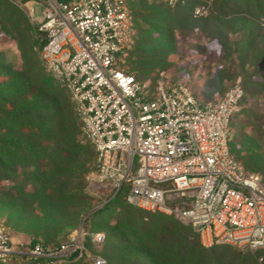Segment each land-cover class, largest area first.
Here are the masks:
<instances>
[{"label":"built area","instance_id":"2783aa9c","mask_svg":"<svg viewBox=\"0 0 264 264\" xmlns=\"http://www.w3.org/2000/svg\"><path fill=\"white\" fill-rule=\"evenodd\" d=\"M25 7L44 44L41 61L68 93L84 139L95 152L94 178L124 186L128 204L190 224L201 245L264 249V182L229 151L239 82L211 104L183 84L139 82L121 67L135 29L126 0H7ZM192 0H165L169 7ZM40 9V16L36 15ZM207 5L194 7L200 17ZM102 232L82 226L60 245L15 243L0 222V264L14 259L47 264H106Z\"/></svg>","mask_w":264,"mask_h":264},{"label":"trees","instance_id":"16d2710c","mask_svg":"<svg viewBox=\"0 0 264 264\" xmlns=\"http://www.w3.org/2000/svg\"><path fill=\"white\" fill-rule=\"evenodd\" d=\"M144 1L128 2L135 35L124 65L126 72L135 73L137 81L143 82L154 70L168 69L167 56L173 49L176 32L194 29L207 31L217 38L225 58L231 62L238 60L240 74L249 63L250 78L258 70L264 72V0H240L241 9L235 7V0H215L211 9L207 0L180 1L174 7H169L165 0L160 6H156L155 0ZM200 4L207 5V12L195 17L193 9ZM245 13H249L248 17ZM139 14L140 21L145 23L144 29L140 26ZM0 26L16 41L25 63L24 70L11 71V63L0 51V66L6 70L1 74L7 76L0 83V182L13 183L5 196L19 208L17 222L20 217H34L32 222L23 225L36 227L42 242L35 239L30 244L48 245L64 229L76 226L79 215L90 207L82 189L71 185V180L78 179L84 171L77 164L81 152L88 151L90 161L95 160V152L87 141L91 151L78 141L75 123L79 122L80 129L81 123L73 103L69 105L67 92L59 82L53 85L45 77L41 58L37 60L35 56L33 48L40 55L44 44L38 29V37L30 44L27 18L6 0H0ZM239 32L244 33L241 40L229 39V34ZM154 33L158 35L153 36ZM242 80L243 97L239 106L248 96L245 86L249 94L246 98L255 104L234 112L228 147L245 171L258 174L264 182V141L261 143L260 138L252 137L245 130L249 126L264 136L256 106L257 97L264 98V78ZM26 186L32 190L26 191ZM127 191L124 186L84 220V224L87 220L91 222L90 232H103L104 243L97 252L106 264H264V249L240 250L219 243L203 247L190 224L128 204ZM67 239L65 235L63 243ZM87 245L96 252L89 239ZM47 262L46 259L28 260L25 264ZM62 264L90 263L78 260Z\"/></svg>","mask_w":264,"mask_h":264},{"label":"rangeland","instance_id":"374dc122","mask_svg":"<svg viewBox=\"0 0 264 264\" xmlns=\"http://www.w3.org/2000/svg\"><path fill=\"white\" fill-rule=\"evenodd\" d=\"M126 1L127 7L129 9L128 2L140 0ZM150 1L151 0H146L144 2L147 3ZM235 1V7L241 9V6L239 4L240 0ZM207 2L208 6L211 9L215 0H207ZM9 3L12 4L11 2ZM155 3L156 6H160L163 5L165 2L164 0H155ZM12 5L15 6L16 9H18V11H20L27 18V21L30 26L28 40L30 44L33 43L34 40L38 37V34L36 33V22L32 20L31 17L28 15L25 7H18L14 4ZM36 15L40 16L39 8H36ZM248 15L249 13H245V16L248 17ZM138 17L140 26L142 27V29H144L145 23L141 22V15L139 14ZM157 35L158 33L153 34V36ZM229 35L230 36L228 37L230 40L235 39L238 41L242 39L244 33L239 32L236 35ZM33 49L37 60H40L39 51L35 49V47ZM0 51L6 54L7 61L11 63V71L20 72L22 71V69L24 70L25 63L21 60V54L18 50L16 41L10 36H8L1 26ZM224 54V48L221 47V45L217 41V38L211 37L207 33V31L203 32L197 29H194L192 31H177L175 34V42L173 45V49L169 52L167 56V60L170 62V67L162 71L154 70L150 73V76L147 77L143 82L149 83L150 87L154 86L158 81H162L168 85L183 84L188 87L190 91L195 95V97H197V99H200V101L212 103L219 100L231 85L237 82L240 83V81L242 82V79L249 81L263 80L264 72H262L261 70L255 72L250 78L249 74L252 71V66L250 63L245 65V71L240 74L238 60H232L231 62L229 58H225ZM132 59L136 58L134 57ZM125 61L126 57L123 59V65ZM124 70H127L125 65ZM4 71L6 72V70H3V67L0 66V83L7 79V76L4 77L1 74ZM132 74L135 75V73ZM44 75L52 81L53 85H57L56 80H54L47 73L45 68ZM244 89L245 93H247V95L249 96L248 88L245 86ZM65 95L67 97V100L69 101V105L71 106L72 101L69 95H67V93H65ZM246 97L244 101L240 103L237 112L240 111L243 107H249L255 104L253 100H248V98ZM257 99L258 103L256 106L258 112L260 113L258 121L261 125V131H264V118L261 119V116H264V98L257 97ZM8 109L10 110L9 106ZM73 118H75V116H73ZM246 119H248V117H246ZM246 119L244 118V120ZM235 120L237 121L236 117ZM75 124V127L79 131V134L77 136L78 141L82 144H86L88 146V150L91 151L92 148L84 139L80 129V124L77 120ZM245 130L252 137L260 138L259 140L261 141V143H263L264 136L262 137L260 133L250 128L249 126H246ZM77 161L78 166L81 165L82 170L84 171L82 172V176L80 175L78 179H74L73 181L71 180V185H76L82 189L85 195V199H87L86 201L87 203H89L90 207L79 215L76 226L64 229L62 233L56 235V237L52 238L48 242L49 245H57L58 243H63V241L65 240V235L69 236V233H71L74 229L80 226H82L84 230L89 231L91 222L87 220L84 224L86 216L92 211H95L96 209L102 207L112 197V194H110V186L102 185L101 183H98L95 180V160L94 158L91 161L89 160L88 151L84 149V151L81 152ZM20 181H22V178H20ZM11 185H13L12 182H0V222L5 226V228L9 232L10 237L15 243H22L23 245L27 246L35 239L42 242V238L39 236L38 229L36 227L30 225L28 227H24L23 225L26 222H32L34 220L33 216L20 217L19 222H17V217H19L17 216L19 208L13 203H11L9 200H6L5 196V193H8L10 191ZM25 190L31 191L32 187L26 186ZM12 193L14 195L13 190ZM101 247L102 246L98 247V251L101 249ZM26 262L27 260L14 259L8 264H25Z\"/></svg>","mask_w":264,"mask_h":264}]
</instances>
